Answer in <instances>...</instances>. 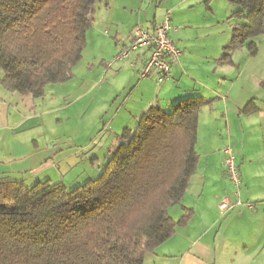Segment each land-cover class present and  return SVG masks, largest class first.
Listing matches in <instances>:
<instances>
[{
	"label": "trees",
	"instance_id": "obj_1",
	"mask_svg": "<svg viewBox=\"0 0 264 264\" xmlns=\"http://www.w3.org/2000/svg\"><path fill=\"white\" fill-rule=\"evenodd\" d=\"M105 1L0 0L1 87L40 98L71 80ZM226 1L238 8L221 61L232 64L243 47L257 55L264 0ZM211 103L197 96L171 112L151 107L124 130L101 175L70 190L50 180H0V264H145L193 216L185 209L175 220L169 211L197 172L199 117Z\"/></svg>",
	"mask_w": 264,
	"mask_h": 264
},
{
	"label": "crops",
	"instance_id": "obj_2",
	"mask_svg": "<svg viewBox=\"0 0 264 264\" xmlns=\"http://www.w3.org/2000/svg\"><path fill=\"white\" fill-rule=\"evenodd\" d=\"M135 1L106 0L99 9L100 24L110 26L115 31L116 56L131 43L137 26L152 28L154 23L163 21L169 11L182 7L194 8V3L204 6L206 0H176L174 3L173 0H166L170 10L162 18L154 19L146 26L139 22L130 28L126 12ZM207 20L205 15L204 21ZM229 22L233 27L235 22ZM177 31L171 37L178 46L180 37L175 36L177 33L179 35L180 29L177 28ZM253 41L258 46L256 56H251L243 47L234 53L232 64L218 62L219 65L211 70L210 78L188 76L190 83L184 81L180 75V70L184 69L183 52L180 62L172 69L171 77L160 87L148 79L138 87V90L144 91L153 89L154 93L150 94L152 97L148 101H142L136 110L126 115L130 120L133 119L137 124L139 118L151 108L150 105L160 99L175 104L182 99V95L200 96L212 102L203 110L209 107V139H216L215 148H209L204 157L199 154L198 169L185 196L179 205L169 211L171 217L179 220L185 209L191 210L192 218L179 227L169 241L148 254L145 264H264V35ZM144 53L141 51L133 58ZM152 80L155 78L152 77ZM202 89H206L205 94H202ZM3 90L7 94L0 95V133L8 132L6 140L17 152L20 147V139L17 138L19 132L30 126L41 125V121L37 115L20 114L18 107L24 105L25 100L15 95L17 93ZM247 107L249 110L246 112ZM203 110L199 117L198 138ZM2 138L0 146L5 140ZM227 145L233 147L240 168L241 200L253 204L252 209L238 206L224 213L219 209L224 197H229L232 203L236 202L235 188L224 168L222 150Z\"/></svg>",
	"mask_w": 264,
	"mask_h": 264
},
{
	"label": "rangeland",
	"instance_id": "obj_3",
	"mask_svg": "<svg viewBox=\"0 0 264 264\" xmlns=\"http://www.w3.org/2000/svg\"><path fill=\"white\" fill-rule=\"evenodd\" d=\"M197 4L194 3V8L182 7L168 12L172 24L180 29L175 36L180 37L178 46L184 52V69L180 70V75L188 83L191 80L188 76L210 78L213 67L224 58L225 61L229 59L225 57V49L232 39V23L228 17L238 10L226 0H212L213 15L204 3V6ZM129 8L126 14L130 28L139 22L146 26L170 10L166 0H136ZM205 15L207 21H204ZM100 16L98 11L96 22L87 35L83 58L75 66L71 80L47 86L40 98L15 94L26 102L19 105L18 112L25 116L37 115L41 125L19 132L17 152L6 140L8 132L0 133L5 139L0 146V180L24 181L28 187L50 180L70 190L98 178L111 153L119 146L124 130L136 128L135 121L126 115L136 110L142 101H148L154 90H138L143 81H139L129 63L115 62V31L101 25ZM2 77L0 72V79ZM155 80L148 79L160 87L162 84ZM204 90L202 94L206 93ZM0 93L7 94L1 87ZM188 97L182 95L181 98ZM153 104L150 106L171 112L174 103L160 99ZM203 111L197 152L204 157L209 148L216 147V139H209V107Z\"/></svg>",
	"mask_w": 264,
	"mask_h": 264
},
{
	"label": "built area",
	"instance_id": "obj_4",
	"mask_svg": "<svg viewBox=\"0 0 264 264\" xmlns=\"http://www.w3.org/2000/svg\"><path fill=\"white\" fill-rule=\"evenodd\" d=\"M173 32H177V29L172 26L169 13L163 21L154 23L152 28L137 26L133 31L131 43L120 50L115 62H129L139 81L154 77L158 84H163L171 77L173 67L180 62L182 57V51L171 37ZM141 51L145 53L134 59L133 56ZM222 152L225 157L226 175L235 188L236 202L232 203L229 197H224L219 205L220 211L224 213L238 206L252 209L253 204L244 203L240 197L242 178L234 149L228 145L223 148Z\"/></svg>",
	"mask_w": 264,
	"mask_h": 264
}]
</instances>
